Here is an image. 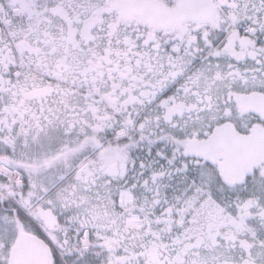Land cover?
Wrapping results in <instances>:
<instances>
[{"label":"snow or ice","instance_id":"1","mask_svg":"<svg viewBox=\"0 0 264 264\" xmlns=\"http://www.w3.org/2000/svg\"><path fill=\"white\" fill-rule=\"evenodd\" d=\"M0 264H264V0H0Z\"/></svg>","mask_w":264,"mask_h":264}]
</instances>
